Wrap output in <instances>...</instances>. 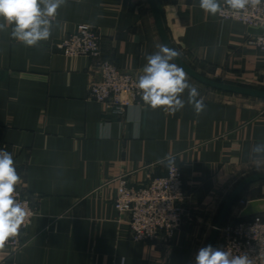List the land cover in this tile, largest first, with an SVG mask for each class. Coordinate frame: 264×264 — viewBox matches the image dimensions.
<instances>
[{
	"label": "crops",
	"instance_id": "obj_1",
	"mask_svg": "<svg viewBox=\"0 0 264 264\" xmlns=\"http://www.w3.org/2000/svg\"><path fill=\"white\" fill-rule=\"evenodd\" d=\"M163 10L172 45L194 70L264 88L254 28L206 13L199 0L163 1ZM49 19V39L30 47L12 37V26L0 30V142L37 212L25 245L0 248V264H196L238 181L264 173V102L185 72L203 101L199 114L187 88L178 111L144 104L112 114L89 98L96 61L66 56L58 45L90 24L101 35L102 58L139 78L146 56L163 45L149 1L66 0ZM172 162L184 173L192 217L170 240L135 241L128 214L115 207L119 180L146 182ZM260 188L250 184L236 202L264 199ZM238 203L225 222L256 216L240 217L247 203L240 210Z\"/></svg>",
	"mask_w": 264,
	"mask_h": 264
},
{
	"label": "built area",
	"instance_id": "obj_2",
	"mask_svg": "<svg viewBox=\"0 0 264 264\" xmlns=\"http://www.w3.org/2000/svg\"><path fill=\"white\" fill-rule=\"evenodd\" d=\"M220 8L221 20L235 19L261 30L254 34L250 44L264 51V0L255 7L248 5L243 10H233L226 2ZM101 44L98 30L90 24L80 23L62 38L58 47L66 56H87L96 61L99 72L90 80L89 98L104 104L110 113L122 116L130 106L145 104L142 90L136 86L139 78L123 71L114 62L103 59ZM0 149L10 152L4 142H0ZM189 197L184 173L178 164L172 162L164 175L149 176L146 182L140 184H132L122 176L114 202L120 214L129 216L130 238L149 242L170 240L186 219L192 217L187 206ZM14 199L25 207L28 215L18 233L9 237L3 247L18 251L25 245L23 235L37 212L19 182L15 186ZM240 201L243 205L247 203L243 199ZM215 249L228 252L230 259L247 256L249 264H264V215L227 221L220 230Z\"/></svg>",
	"mask_w": 264,
	"mask_h": 264
},
{
	"label": "clouds",
	"instance_id": "obj_3",
	"mask_svg": "<svg viewBox=\"0 0 264 264\" xmlns=\"http://www.w3.org/2000/svg\"><path fill=\"white\" fill-rule=\"evenodd\" d=\"M66 0H0V30L12 26V37L26 46H34L50 37V19ZM233 10L259 5L261 0H225ZM41 5L43 7H41ZM199 7L212 15L221 11L217 0H199ZM163 53V55H161ZM179 53L166 45L160 52L146 56L144 75L139 77L137 88L142 90L143 102L151 108H165L171 112L184 107L179 94L189 89L190 101L194 102L199 114L204 109L202 100H195L198 92L186 81L183 68L170 63ZM20 181L10 152L0 149V248L9 237L15 236L28 215L25 207L14 199L15 186ZM229 253L214 249L211 245L202 247L196 255V264H249L247 256L229 258Z\"/></svg>",
	"mask_w": 264,
	"mask_h": 264
},
{
	"label": "water",
	"instance_id": "obj_4",
	"mask_svg": "<svg viewBox=\"0 0 264 264\" xmlns=\"http://www.w3.org/2000/svg\"><path fill=\"white\" fill-rule=\"evenodd\" d=\"M154 15V19L158 28V32L160 38L162 40L163 45L168 46L169 48H174L172 45L165 25L164 19V10H163V1L167 0H148ZM261 30H255V33H260ZM173 61L193 79L197 80L198 82L210 86L214 89L229 92V93H237L255 97H262L264 98V90L262 89H255L251 87L240 86L231 83H225L221 81H217L211 78L206 77L205 75L197 72L191 66H189L183 58L178 55L177 57L173 58ZM257 180H264V173H256L247 178H245L241 183L237 185V187L231 192L227 200L225 201L220 214L217 218L215 223L214 229L212 234L209 238L207 246L211 245L214 249L220 234V230L224 225L226 218L233 207L234 203L236 202L238 196L241 194L243 190H245L250 184L254 183ZM264 213V199H256L252 200L247 203V205L242 209L240 212V217H248L253 215H259Z\"/></svg>",
	"mask_w": 264,
	"mask_h": 264
},
{
	"label": "rangeland",
	"instance_id": "obj_5",
	"mask_svg": "<svg viewBox=\"0 0 264 264\" xmlns=\"http://www.w3.org/2000/svg\"><path fill=\"white\" fill-rule=\"evenodd\" d=\"M206 77H208V78H211V79H214V80H217V81H221V82H225V83H231V84H236V85H240V86H245V87H251V88H255V89H262V90H264V88H262V87H258V86H252V85H249V84H242V83H238V82H235V81H232V80H227V79H224V78H222L221 76H206ZM229 93V92H228ZM231 94H237V93H231ZM238 95H241V96H245V97H249V98H260L259 100L260 101H262V102H264V98H262V97H255V96H249V95H243V94H238ZM254 172V171H256V169L255 170H251L250 172ZM249 172V171H248ZM247 173V177H249V176H251V175H253V174H256V173ZM259 173V172H258ZM241 177H243V176H241ZM247 177H245V178H247ZM245 178H242L240 181H238V184L239 183H241ZM237 184V185H238ZM252 184H254V185H260L261 186V188H260V194L261 195H264V180H257V181H255L254 183H252ZM237 187V186H236ZM235 187V188H236ZM234 188V189H235ZM231 194V193H230ZM229 194V195H230ZM229 197V196H228ZM245 202H247V200L245 199V198H242ZM227 200V199H226ZM240 201V200H239ZM236 203H238V201L237 202H235L234 204H236ZM238 205H239V207H238V209L240 210V208H242L243 206H245V205H243L242 204V202L240 201L239 203H238ZM237 205V206H238ZM236 205H234L232 208H231V212L233 213V210L235 211V210H237L236 209V207H235ZM230 215H231V213H230ZM262 215H264V214H262ZM231 217V216H230ZM237 219H240V218H238V217H236ZM226 223V222H225ZM224 223V224H225Z\"/></svg>",
	"mask_w": 264,
	"mask_h": 264
}]
</instances>
